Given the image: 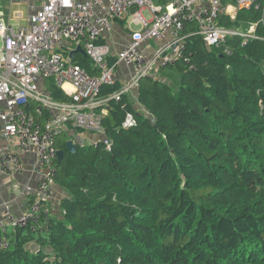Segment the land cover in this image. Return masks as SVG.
Wrapping results in <instances>:
<instances>
[{
	"label": "trees",
	"instance_id": "obj_1",
	"mask_svg": "<svg viewBox=\"0 0 264 264\" xmlns=\"http://www.w3.org/2000/svg\"><path fill=\"white\" fill-rule=\"evenodd\" d=\"M262 5L234 21L219 18L241 32L257 25L258 38L245 43L230 37L209 48L187 24L189 62L141 78L140 109L127 94L108 100L120 83L102 86L103 139L77 144L75 153L61 139L65 131L56 139L65 151L56 162L61 214L36 229L0 231V242L9 241L0 246V264H264ZM74 60L97 74L89 58ZM49 81L51 100L72 101ZM37 106L30 101L28 113ZM45 111L33 113L40 123L49 118ZM128 114L131 128L124 127Z\"/></svg>",
	"mask_w": 264,
	"mask_h": 264
},
{
	"label": "built area",
	"instance_id": "obj_2",
	"mask_svg": "<svg viewBox=\"0 0 264 264\" xmlns=\"http://www.w3.org/2000/svg\"><path fill=\"white\" fill-rule=\"evenodd\" d=\"M229 6L224 8V2ZM262 5L264 24V0H169L164 6L155 0H46L41 9L29 19L25 26L14 27L0 19V34L3 49L0 53V121L3 124L1 137L13 149L5 147L0 154V170L13 175L24 172L22 156L35 155L37 164L33 169L36 187L26 186L23 194L34 196L29 209L16 215L9 204L4 206V219L0 231L10 229L42 227L50 220L52 189L57 174L58 149L56 139L69 127L102 135L103 115L97 108L107 100L97 96L104 85L115 83V71L119 64L132 67L134 79L122 87L108 100L120 101L143 77L154 76L174 61L183 59V32L187 24L197 27L195 34L203 37L206 46L219 48L230 37H240L244 43L255 35L257 25L250 32L226 28L219 23L222 15L232 21L238 12L258 9ZM150 18L146 19L142 11ZM131 17L130 41L125 50L112 57L109 46L101 43L102 37L114 29L118 21ZM132 25L139 27L133 29ZM169 43L148 58L143 45L153 40ZM81 47L97 70L90 75L70 54ZM225 53L231 55L226 48ZM115 59L111 65L109 59ZM40 80H52L71 99L70 103H57L43 98L39 91ZM70 85L71 92L65 87ZM36 101L37 116L44 109L59 110L60 115L43 123L28 113L30 101ZM136 125L128 114L125 128ZM108 144V142L106 141ZM108 149L110 145L108 144ZM45 229V227H44ZM0 246L7 248L9 241L1 240Z\"/></svg>",
	"mask_w": 264,
	"mask_h": 264
},
{
	"label": "crops",
	"instance_id": "obj_3",
	"mask_svg": "<svg viewBox=\"0 0 264 264\" xmlns=\"http://www.w3.org/2000/svg\"><path fill=\"white\" fill-rule=\"evenodd\" d=\"M45 1L46 0H0V19L14 27L25 26L28 24L30 17L41 9ZM167 1L169 0H155V4L164 6ZM227 3V1L224 2V8L229 6ZM25 10L27 11V14H25ZM127 20L128 19L116 22L114 29L110 33L104 34L102 37L101 42L110 47L112 51V57H115L118 53L125 50L130 41L132 30L129 28ZM0 38L2 39L1 34ZM168 43L169 39L163 41L153 40L143 45V51L148 58H151L157 50L164 48ZM2 49L3 39L2 45L0 46V53ZM160 72H158L155 77L158 76ZM133 79L134 71L132 67H128L122 63L117 66L115 71V82L120 83L123 87L124 84L126 85ZM162 80H165V78H162ZM51 83L52 82L49 80H40L39 91L43 98H50L48 86ZM65 88L70 92L72 90L70 85H67ZM137 94L138 86L133 87L127 93L134 107L136 109H140L141 106L137 100ZM45 110L48 111L49 114V118L47 119L57 117L61 114L60 111L56 109ZM31 111L32 112L29 110V112L33 114L35 110ZM47 119L44 118L42 122H45ZM2 129L3 124L0 121V154L1 150L5 147L13 149L9 143L2 139ZM63 137L67 141L75 142L76 145H92L103 139L102 135L90 132L88 133L87 131L79 133L77 132V129L73 127H69L61 138ZM21 160L24 165L23 173L8 175L2 173L0 170V221L4 219L5 205L9 204L16 215H21L29 209L30 202L34 197L24 195L23 190L28 185L36 187L37 181L33 169L37 164V159L35 155L30 154L22 156ZM63 197L64 192L58 186H54L52 189V198L50 203V207L52 208L54 215L61 214L60 202Z\"/></svg>",
	"mask_w": 264,
	"mask_h": 264
},
{
	"label": "water",
	"instance_id": "obj_4",
	"mask_svg": "<svg viewBox=\"0 0 264 264\" xmlns=\"http://www.w3.org/2000/svg\"><path fill=\"white\" fill-rule=\"evenodd\" d=\"M75 54H81L87 58L85 51L81 47H77V49L75 51L71 52L70 56L74 57ZM67 148L71 153H75L77 150L76 144L73 141L67 142ZM64 156H65V151L64 150H58V152H57L58 164H60L62 162Z\"/></svg>",
	"mask_w": 264,
	"mask_h": 264
},
{
	"label": "rangeland",
	"instance_id": "obj_5",
	"mask_svg": "<svg viewBox=\"0 0 264 264\" xmlns=\"http://www.w3.org/2000/svg\"><path fill=\"white\" fill-rule=\"evenodd\" d=\"M25 14H27V11L25 10ZM142 15L146 18V19H149L150 18V15H149V13L146 11V10H144V11H142ZM235 16H237V15H235ZM130 22H131V17H129L128 18V20H127V24H130ZM132 28L133 29H139V27H137V26H135V25H132ZM244 32V31H243ZM247 32H250V30L249 31H247ZM2 45V39L0 38V46ZM161 73V72H160ZM160 75V74H159ZM159 75L158 76H156V77H159ZM124 86H125V84H124ZM89 133V132H88ZM62 139V138H61Z\"/></svg>",
	"mask_w": 264,
	"mask_h": 264
},
{
	"label": "bare ground",
	"instance_id": "obj_6",
	"mask_svg": "<svg viewBox=\"0 0 264 264\" xmlns=\"http://www.w3.org/2000/svg\"><path fill=\"white\" fill-rule=\"evenodd\" d=\"M73 52V51H72Z\"/></svg>",
	"mask_w": 264,
	"mask_h": 264
}]
</instances>
